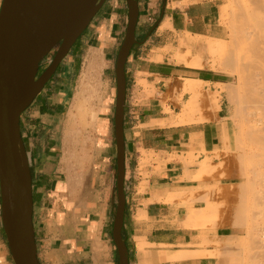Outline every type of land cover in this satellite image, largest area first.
Segmentation results:
<instances>
[{
  "label": "crops",
  "instance_id": "0c3cea01",
  "mask_svg": "<svg viewBox=\"0 0 264 264\" xmlns=\"http://www.w3.org/2000/svg\"><path fill=\"white\" fill-rule=\"evenodd\" d=\"M135 1L138 10L135 43L124 66L125 207L122 237L127 247L128 264H223L219 256L193 254L219 249L213 241L229 236V227L218 225L206 234L209 243L200 246V231L182 226L184 208L176 197L168 200V196L197 187L198 181L188 176L197 170L196 163L203 157L212 158L219 149L222 134L228 128L225 121L229 113L228 101L221 93L215 110L207 109L202 103L208 93L220 92L217 85L225 84L226 80L210 68L172 62L169 55L160 52L175 42L183 50L197 46L206 50L205 39L219 37L221 4L219 0ZM127 22L126 0H106L80 36V46L71 47L49 80L61 81L57 92L60 98L45 102L40 98L43 89L20 116V133L31 172L32 224L39 264H118L112 239L117 200L115 65ZM165 23L168 27H163ZM190 36L200 38L191 39ZM100 42L109 102L105 105L106 111L98 117L103 130L98 134L104 144L97 166L98 173H102L103 186L100 194L91 198L88 190L73 183L63 169L60 117L64 112L65 97L75 88L82 63L80 48H95ZM196 54L194 57H201L202 53ZM158 55L161 59H153ZM185 78L206 82L199 90L201 111L196 112L191 121L175 124L176 115L191 97V93L182 87ZM140 79L153 88L152 96L143 93V86L138 84ZM140 150L154 155L143 169ZM189 156L193 158L192 165L186 164ZM140 242L152 245L147 244L140 250L137 247ZM0 249L3 250L0 264H14L4 236L0 237ZM183 250L189 252L186 258H168V253Z\"/></svg>",
  "mask_w": 264,
  "mask_h": 264
},
{
  "label": "water",
  "instance_id": "95a60500",
  "mask_svg": "<svg viewBox=\"0 0 264 264\" xmlns=\"http://www.w3.org/2000/svg\"><path fill=\"white\" fill-rule=\"evenodd\" d=\"M106 0H2L0 6V219L14 264H39L32 224V180L20 116L55 74ZM115 65L116 205L112 239L118 264H128L122 237L124 194V66L135 43V0ZM57 47V48H56ZM56 48L48 66L40 64Z\"/></svg>",
  "mask_w": 264,
  "mask_h": 264
},
{
  "label": "rangeland",
  "instance_id": "374dc122",
  "mask_svg": "<svg viewBox=\"0 0 264 264\" xmlns=\"http://www.w3.org/2000/svg\"><path fill=\"white\" fill-rule=\"evenodd\" d=\"M219 2L221 4L220 5L219 26H218L219 37L218 39H214V40H220L224 42L225 44L229 45L231 41V30H230L231 29V19H230L231 11L230 10L233 9V8L231 9V6L235 7L234 6L235 3H234V0H219ZM83 33H82V36H83ZM80 38L81 37H79L76 40L73 47H75L76 45L80 46V42H79ZM190 38L192 39V38H200V37L190 36ZM204 43H205L204 46L206 47V50L200 46H197L195 49L187 48L183 50L182 48H178V44L175 42L173 46H166L160 52L169 55L170 61L176 62V63H183V64H186L188 59L197 55L196 52L197 53L200 52L202 53L201 57L203 60L202 62H203L204 67H207V68L209 67L210 69L222 74V76L226 80V83L222 85L221 84L217 85L220 92L208 93V98L205 100L204 103H202L203 105H205L207 109L215 110L217 108V102H218L217 98L221 95V93L225 95L227 93V90L233 91L235 90L234 88L237 89L240 86L241 82L238 80L235 74L230 73L229 71H226L225 69H223L222 66L217 61L215 62L216 64H214V62L211 63L212 59L207 49L206 41H204ZM101 48L99 51L95 53L96 69L94 67V69L92 70L89 76H87L89 74L87 73L88 71L87 67H88L90 56H91L89 52L93 48L89 49L84 46L80 48V54H81L80 61L82 63H80L81 67L78 68L77 78H76V81L74 82L75 88L71 91L69 96L67 95L65 97L64 99L65 107L63 109L64 112L60 117V121L62 124L60 126L61 128L60 138H62L63 136L62 138L63 139V149L61 153V162L63 165V169L66 171L69 178H71L72 181L74 180L73 183H76V185H83L85 190L86 189L88 190L91 198L97 193L100 194V192L102 191V186H103V184L101 185L102 173L101 174L98 173L99 167L97 166L99 163V152H100L101 147L104 144L103 140H101V136L99 137V134H98L99 132L103 131L100 128L98 117L101 114H103V112L106 111L105 105L109 102V94H108L109 89H108V85L105 82L104 61H103L104 56H103V52L101 51ZM178 51H182L181 53L183 54L182 55L183 58L180 56L181 54L178 55L179 54ZM53 53L54 51L48 54L45 57V59L41 62L38 74L42 72V70H44L48 66L50 60L52 59ZM153 59H156V60L161 59V56L158 55L154 57ZM210 64H214V65H212L211 67ZM237 81L239 85L237 84ZM60 82L59 81L57 82V80H54V82L48 81L44 87V90L40 98H43L45 102L46 101L49 102L51 98L59 99L60 97L58 96L57 92H58L59 87H61ZM138 84L143 86L144 88L143 93H145L147 96H152L154 94L153 88L149 84H147L144 80H141V79L138 80ZM201 88H202V85L197 88L198 91L197 90L194 91L195 93L190 91L192 98L190 97L189 100L185 102L187 103L188 101H192V100L194 101V107H193L194 114L196 112L201 111L199 108V102H198V99L200 96L199 90ZM83 90L85 91L83 92ZM237 90H239V88ZM184 91L186 90L184 89ZM210 94L212 95V97ZM226 95H225V98L227 97ZM226 99L227 101L229 100L233 101L232 97H230V99L228 98ZM229 102H228L229 113H228V117L225 119V121L228 123L227 124L228 128L222 134L221 145L219 146V149L215 151L213 154V157L209 159V163H208L209 165L207 164L208 167L205 168L204 171L197 173L199 171V168H198V164L200 165V161H199L195 165L197 167V170L191 176H188L189 179L198 181V186L195 188L189 189V190H181L177 193H173L168 196L169 197L168 200H172L173 198L176 197L177 201L183 206L185 213H186L187 204L191 205L198 211L203 210V209L205 210L203 206L207 207V204H211L212 205V206L210 205L211 208H207V211H210L212 209V212L211 211L207 212L205 210L206 215L207 213H210V214L205 216V213H204L203 214L204 216L202 215L203 221L202 219H200L201 220L200 225H197L196 228L194 227V229H197L198 231H200V234H201L200 235L201 242L199 243V245L201 244L200 246H203L209 243L206 237V234L213 231L217 227V225H227L229 227L228 232L231 234L222 239L213 241V245L219 248V250L218 249L216 250V252L218 251L216 254L219 253L216 256L221 257L223 264L238 263L241 261V259H242L241 263L246 264L248 262L247 253L249 254V251H253L254 249V246L253 247L249 246L250 247L249 248L247 245V243L251 242V240H249V242L245 241L246 240L245 231H247V225L244 226V224H249V223L247 221L246 222L244 221V224L237 223L234 216L236 215L235 214L236 210L237 208H239L238 206H240V203L242 201L251 202L252 200V202H254L253 205L250 206L249 210H247L246 212L244 211L245 213L242 215L244 216L246 215L247 217H250V215H252V217H250L251 219L248 218V221L252 222L250 223L251 225H253L254 223L257 224V225L254 224L255 230H252V235H255L253 236V238L258 239L257 236L259 235V230H258L259 228H256V226H259V224L261 225L262 222L264 223V218H262V215L258 213L260 209H262L261 207H263V205L260 204V202H263V199L261 197H258V196L256 197L254 195L255 193L257 195V192L260 193L261 187L259 185H255L253 188H251V190L249 189L247 195H244L243 197H241V199L240 197L237 196V195H240V193H238V191H240L238 190V188L240 187L239 185L237 186V184H241L244 182L243 177L238 176V175H241V173L245 171L246 163L242 160L239 161L238 160L239 158L237 159L235 156L237 152H239V149H237L238 146H237V141L235 137H236L237 131L239 130L238 124L240 123V118H237L236 116L234 117L233 115L231 116L232 113L237 114L236 112L237 106L231 101ZM233 105L236 108L233 107ZM79 107L81 109L84 107L83 112L79 113L81 111ZM93 113L94 115L96 114L95 115L96 118H94ZM180 113L177 114L176 117L179 116ZM111 116H113V113L111 114ZM140 152L142 154V157L140 159V165H141V168L143 169L145 168L147 164L151 162V160L154 158V155L152 152H145L143 150H140ZM241 161H242V164H240ZM186 164H191V161L189 160ZM239 164L242 167V169L244 167L243 170L239 168L240 167ZM105 185L106 184H104V187ZM204 193L206 196L203 195ZM204 196L208 198L209 202L206 201L207 198L204 200L205 198ZM255 204H256L255 206L256 208L254 207ZM201 207L203 208L201 209ZM246 213L249 215H247ZM183 216H182V219H183ZM233 219L235 221H232ZM203 222H205L204 223L205 226L203 225ZM201 223L203 226L201 225ZM256 231L258 232V234ZM1 236L2 237L4 236L5 238V235L2 230V226H1V219H0V237ZM240 237L241 238L244 237L245 239L241 240ZM257 239H254V240H257ZM5 241H6V238H5ZM240 242H241V245L243 243L242 247L244 249H240L241 247ZM230 244H235V245H230ZM236 247L238 250L236 249ZM222 249L223 250L230 249V250H234L235 252L231 251L232 252L231 254L230 252H228L230 250L223 251ZM241 250H243V252ZM2 251L3 250L0 249V254ZM233 252L234 254L237 252H240L242 254L240 257L241 259L238 256L233 255ZM205 254H207V251H204L202 253H194L193 255L201 256ZM187 255H189L188 251H187Z\"/></svg>",
  "mask_w": 264,
  "mask_h": 264
},
{
  "label": "bare ground",
  "instance_id": "6f19581e",
  "mask_svg": "<svg viewBox=\"0 0 264 264\" xmlns=\"http://www.w3.org/2000/svg\"><path fill=\"white\" fill-rule=\"evenodd\" d=\"M234 3L233 4L235 7L231 6V9L232 8L233 9L230 10L231 11L230 12L231 41H230L229 45L225 44L224 42H222L220 40H214V39H210V38H206L205 41H206L207 49H208L210 56H211V59H212L211 63L214 62V64H216L215 62L217 61L222 66L223 69H225L226 71H229L230 73L235 74L236 77L238 78V80L241 82L240 86L238 87L239 90H237L238 88L237 89L234 88L235 90H233V91L227 90V93H226L227 95L225 94L227 96L226 98H228V99H230V97H232L233 101L232 100H229V101L236 104V106H237V111H236L237 114L232 113L231 116L233 115L234 117L236 116L237 118H240V123L238 122L239 123L238 124L239 130L237 131V134L235 137V139L237 141V146H238L237 149H239V152H237V154L235 156L237 159L239 158L238 159L239 161L242 160L246 163L245 164L246 165L245 171L243 173H241V175H238V176L243 177L244 182L241 184H237V186L239 185V187L241 188V189L238 188V190H240V191H238V193H240V195H237V196L240 197V199H241V197H243L244 195H247L249 189L251 190V188H253L255 185H259L261 187V191L259 190L260 193L257 192V195H256V193L254 195L256 197L258 196V197H261L263 199V202H260V204L263 205V207H261L262 209H260V211L258 213H260L262 215V218H264V0H234ZM164 26L166 27L167 24L165 23L163 25V27ZM101 47H102V42H100L97 47L93 48L89 52L91 56H90L88 67H87V70H88L87 73H89L87 76H89L91 74L92 70L95 67V61H96L95 60V53L97 51H99ZM178 52H179V54L178 53H176V54H178V55L181 54L180 56L183 58V56H182L183 54L181 53L182 51H178ZM202 61L203 60L201 59V57H198V56L194 57L193 56V58L190 61H187L186 64L188 66H191V67L201 68L204 66ZM214 64H210L211 67ZM95 69H96V67H95ZM86 79H87V77H86ZM204 83H206V82H204V81L202 82L200 80L185 78L183 80L182 87L186 91L188 90L189 92L190 91L194 92L197 90V88L199 86L203 85ZM237 84H238V81H237ZM226 87H228V86H226ZM84 91L85 90H83V92ZM193 97H194V95H193ZM211 97H212V95H211ZM193 107H194V101L193 100L188 101L187 103H184L182 105L180 115L175 117L173 122L175 124H179V123L183 124L182 122L191 121L193 119V116H194ZM233 107H235V106L233 105ZM83 108L82 109L80 108L81 111L80 112L78 111V112L79 113L83 112V110H84ZM232 110H234V109H232ZM94 112H96V111H94ZM95 115L93 113L94 118H96ZM191 155H192V153H191ZM192 157L195 158L196 155L192 156ZM192 157L189 156L188 161L189 160L191 161L193 159ZM209 159H210V157H206L205 159L203 157V160L200 161V165L198 164L199 171L197 173L204 171L205 168L208 167L207 164L209 163ZM242 161L240 164H242ZM192 162L193 161H191V163ZM240 164H239V166H240ZM239 168L242 169L241 166ZM243 169H244V167H243ZM70 180H71V178H70ZM203 195H205V193ZM201 196H202V194H201ZM206 198L207 197H205L204 200ZM183 200H185V199H183ZM237 200H239V199H237ZM206 201L209 202L208 198ZM253 203L254 202H252V200H251V202L250 201H242L240 203V206H238L239 208H237L236 213H235L236 215L234 217H235V220L237 223L244 224V221L245 222L247 221L249 223V224H244V226L247 225V231H245L246 232V237H245L246 240L245 241L249 242V240H251V242L247 243V245H248V247L254 246V249H253V251H249V254L247 253L248 262L246 264H264V223L262 222L261 225L259 224V226H256V228H259L258 229L259 235L257 236L258 239L253 238V236H255V235H252V230H255L254 224H256V223L251 225L250 223H252V222L248 221V218L252 217V215H250V217H247L246 215L245 216L242 215L247 210L250 209V206L253 205ZM210 205L211 204H207V207H205V206H203V207L207 211V208H211ZM255 206H256V204L254 205V207ZM203 207H201V209ZM214 209H213V211H214ZM205 210L203 209V210L198 211L197 209H195L191 205L187 204L186 205V213L183 216V219L181 221L182 226H185L188 228H194V227L196 228L197 225H200V222H201L200 219H202V221H203L202 217L204 216L203 214L205 213ZM253 210H254V208H253ZM210 211L212 212V209ZM210 211H207V212H210ZM208 214H210V213H207V215ZM207 215L205 213V216H207ZM247 215H249V214H247ZM205 219H207V218H205ZM235 220L233 219L232 221H235ZM204 223L205 222H203V225H204ZM201 225H202V223H201ZM257 234H258V232H257ZM245 238L243 237V238H241V240L245 239ZM202 239H204V238H202ZM254 239H257V240H254ZM147 244H146V242H140L137 245V247L140 250H144V248L147 246ZM150 244H148V245H150ZM237 244H239V243H237ZM230 245H235V244H230ZM240 245H241V242H240ZM242 246H243V243H242L240 249H244ZM236 249H237V247H236ZM149 250H150V247H149ZM204 250H202V251H204ZM208 250H212V251H208ZM208 250H207L206 255H208L210 257H214V256L219 254V253L216 254L218 252V251L216 252L217 249H215V252L213 251L214 249H208ZM224 250H226V249H224ZM228 250H230V249H228ZM228 250H226V251H228ZM231 251H234V250H230L228 252H230L232 254ZM241 251L243 252V250H241ZM234 252H233V255H236L239 258L241 257L242 254L240 252H237L235 254H234ZM186 256H187V251H184V250L179 251V252L168 253V258L172 259V260H180V259L186 258ZM241 261H242V259H241ZM241 261L238 263H230V264H243V263H241Z\"/></svg>",
  "mask_w": 264,
  "mask_h": 264
},
{
  "label": "flooded vegetation",
  "instance_id": "af4514ba",
  "mask_svg": "<svg viewBox=\"0 0 264 264\" xmlns=\"http://www.w3.org/2000/svg\"><path fill=\"white\" fill-rule=\"evenodd\" d=\"M57 48V47H56ZM56 48L53 49V51L55 52ZM52 52V51H51ZM54 54V53H53Z\"/></svg>",
  "mask_w": 264,
  "mask_h": 264
}]
</instances>
